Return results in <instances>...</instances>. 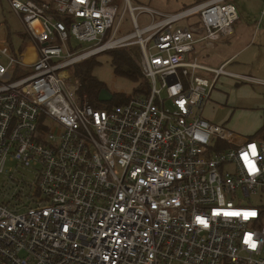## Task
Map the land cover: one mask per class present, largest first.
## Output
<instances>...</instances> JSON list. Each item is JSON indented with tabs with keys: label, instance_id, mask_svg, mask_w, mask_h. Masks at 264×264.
I'll return each instance as SVG.
<instances>
[{
	"label": "built area",
	"instance_id": "1",
	"mask_svg": "<svg viewBox=\"0 0 264 264\" xmlns=\"http://www.w3.org/2000/svg\"><path fill=\"white\" fill-rule=\"evenodd\" d=\"M7 1L37 57L0 43V264H264V132L204 116L221 75L260 82L199 60L234 33L233 1ZM132 46L143 90L90 104L68 69Z\"/></svg>",
	"mask_w": 264,
	"mask_h": 264
},
{
	"label": "rangeland",
	"instance_id": "2",
	"mask_svg": "<svg viewBox=\"0 0 264 264\" xmlns=\"http://www.w3.org/2000/svg\"><path fill=\"white\" fill-rule=\"evenodd\" d=\"M130 1L133 7H140L142 5L152 6L160 11L162 9L161 5H166V9L168 6H176L181 4L182 1L187 0ZM191 1L195 3L197 0ZM232 1L237 7L239 15L238 21L234 24L236 34L232 36L228 43H219L216 49L208 51L199 48V60L210 67H218L223 63V59L228 56V51L241 49L247 42H250L249 45L244 47V49L235 56V59L226 69L237 74H246L254 77L260 81L261 84H259V82L243 81L234 77L221 75L212 92L210 100L204 107L205 118L209 119L214 124L225 122L226 127L239 134V141L243 142L262 129L264 124L262 122V112L264 109V83H262L264 82V0ZM116 3L120 7V13L124 9V3L122 0H117ZM135 13H138V10H135ZM137 18L141 25L148 23V18L144 15H139ZM123 19L121 32L130 31L132 25L127 12H124ZM0 22L5 23L0 25V43L9 49V40L11 39L14 48L17 50L21 47L22 41L20 36L25 34V27L15 12L9 7L7 0H0ZM73 41L75 44L80 45L75 39H73ZM81 45L84 46L85 43ZM125 48L133 53L136 60L138 59V49L136 46ZM112 50L115 49L107 50L89 57L98 62L93 69V73L107 85V89L110 93L123 92L126 96L132 97L140 85L139 83H133L124 76H117L114 73L110 63V52ZM0 62L4 63V60L0 59ZM74 68L75 67H71L68 69L72 75ZM198 73L209 75L203 70H199ZM109 101H102L101 107L106 108L114 105V103ZM10 167L14 168V164H10L6 168ZM23 171L24 170H19L15 176L19 177L20 173ZM6 174V172H0V190L7 184L8 178H6ZM0 196H2V194H0Z\"/></svg>",
	"mask_w": 264,
	"mask_h": 264
},
{
	"label": "trees",
	"instance_id": "3",
	"mask_svg": "<svg viewBox=\"0 0 264 264\" xmlns=\"http://www.w3.org/2000/svg\"><path fill=\"white\" fill-rule=\"evenodd\" d=\"M11 54L14 53V46L12 40L9 42ZM110 63L113 68L114 73L117 76H124L128 80L135 84L139 83L137 91L143 90L146 81L143 79L141 74L140 66L138 61L135 59L134 55L130 50L125 47L120 49H115L110 52ZM98 62L95 59L89 58L81 63L74 65L72 79L79 82V93L81 95H86L90 104L95 107H101L102 102L99 100V93L102 90L107 89V85L102 82L95 74L93 69ZM108 90V89H107ZM111 100L109 102L114 103V105L122 104L130 99V96H126L123 92L121 93H111ZM263 123H264V111H263ZM264 132V124L262 129L256 132L254 136L260 135Z\"/></svg>",
	"mask_w": 264,
	"mask_h": 264
},
{
	"label": "crops",
	"instance_id": "4",
	"mask_svg": "<svg viewBox=\"0 0 264 264\" xmlns=\"http://www.w3.org/2000/svg\"><path fill=\"white\" fill-rule=\"evenodd\" d=\"M197 1H200V0H197ZM196 1V2H197ZM195 2V3H196ZM191 4H194V2L193 1H191V0H187V1H182L181 2V4H179V5H176V6H173V5H171V6H168V8H166L165 9V7H166V5L165 6H163V5H161V8L162 9H165V10H162V12H175V11H178V10H180L182 7H184V6H187V5H191ZM159 9V8H158ZM160 10V11H161ZM238 21V20H237ZM236 21V22H237ZM235 22V23H236ZM234 23V24H235ZM1 24H5V23H3V22H0V25ZM234 33L231 35V36H228V38H225V39H222V40H219V41H215L214 42V44H213V47L212 48H207V49H205V50H213V49H216L217 48V46L219 45V43H223V42H225V43H228L230 40H231V38H232V36L233 35H235L236 34V30H235V28H234ZM20 38H21V47H19L17 50L16 49H14V53L13 54H15L16 56H18V57H20V58H22L23 59V61L24 62H29V61H33L36 57H37V53H36V48H35V45H34V43L27 37V35L26 34H24V35H22V36H20ZM11 41V39L9 40V42ZM250 44V42H247L245 45H244V47H246L247 45H249ZM244 47L243 48H241V49H238V50H234V51H228V56L227 57H225L224 59H223V63L221 64V65H223V64H226V68H227V66H229V64L230 63H232V61L235 59V56L241 51V50H243L244 49ZM10 49V48H9ZM11 52V51H10ZM226 55V54H225ZM235 78V77H234ZM239 80V79H238ZM244 81V80H243ZM248 81H250V80H248ZM253 82H256V81H253ZM262 83H264V82H262ZM259 84H261L260 82H259ZM263 111H264V109H263ZM262 119H263V112H262ZM209 120V119H208ZM210 121V120H209ZM263 122V121H262ZM221 124H225V122L224 123H221ZM225 126H226V124H225ZM230 130V129H229ZM230 131H232L234 134H235V137H236V139L237 140H240V136H239V134H237L236 132H234L233 130H230ZM262 136V134H260V135H257V136H252V138H259V137H261Z\"/></svg>",
	"mask_w": 264,
	"mask_h": 264
},
{
	"label": "water",
	"instance_id": "5",
	"mask_svg": "<svg viewBox=\"0 0 264 264\" xmlns=\"http://www.w3.org/2000/svg\"><path fill=\"white\" fill-rule=\"evenodd\" d=\"M99 100L102 102H106V101H109L111 100V93L106 89L102 90L100 93H99Z\"/></svg>",
	"mask_w": 264,
	"mask_h": 264
},
{
	"label": "snow or ice",
	"instance_id": "6",
	"mask_svg": "<svg viewBox=\"0 0 264 264\" xmlns=\"http://www.w3.org/2000/svg\"><path fill=\"white\" fill-rule=\"evenodd\" d=\"M252 215H254V213H253ZM253 246H254V245H253Z\"/></svg>",
	"mask_w": 264,
	"mask_h": 264
}]
</instances>
